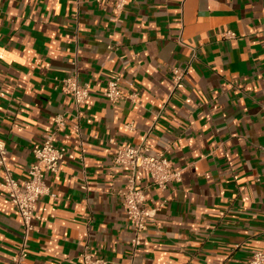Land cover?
Wrapping results in <instances>:
<instances>
[{
	"label": "crops",
	"instance_id": "obj_1",
	"mask_svg": "<svg viewBox=\"0 0 264 264\" xmlns=\"http://www.w3.org/2000/svg\"><path fill=\"white\" fill-rule=\"evenodd\" d=\"M73 74L90 87L80 106L62 91ZM114 76L137 97L109 101ZM45 133L67 152L25 264H84L86 245L106 264H248L264 249V0H129L119 15L106 0H0V139L20 183ZM140 144L181 180L161 190L137 171L156 214L135 251L113 157ZM22 231L0 185V264Z\"/></svg>",
	"mask_w": 264,
	"mask_h": 264
},
{
	"label": "built area",
	"instance_id": "obj_2",
	"mask_svg": "<svg viewBox=\"0 0 264 264\" xmlns=\"http://www.w3.org/2000/svg\"><path fill=\"white\" fill-rule=\"evenodd\" d=\"M118 13L123 11L129 0H106ZM225 38H235L237 33L227 30L223 33ZM173 80L177 87L185 75V69L173 68ZM120 76H114L103 91L105 97L112 103H118L125 98L135 99L137 92L124 94ZM62 91L73 97L80 106L85 103L90 95V87L81 83L76 74L64 77L61 80ZM132 86V85H131ZM57 128L65 126L64 116L56 118ZM132 124H129L131 126ZM115 143L114 139H111ZM35 161L28 169V178L20 183L14 176L13 170L7 162L8 153L6 142L0 139V167L3 169V179L0 185L6 190L12 204L17 208L23 226L22 242L19 250L13 257V264H25L29 255L28 247L31 234L35 230V219L39 199L44 195L55 196L56 193L46 182L47 173H56L60 163L67 152L66 147H59L55 143V133H45L41 144L34 149ZM114 164L127 167L129 174L125 185L118 191L122 199V206L128 223L133 231L131 245L136 251L142 244L146 235L147 222L155 217L156 209L146 205L145 191L137 185V171H147L151 178V185L165 190L172 181L181 180V171L175 170L170 165L168 158L163 153L151 154L144 144L137 147H118L113 157ZM84 264H106L102 258H94L86 245L81 253ZM248 264H264V249H259L250 257Z\"/></svg>",
	"mask_w": 264,
	"mask_h": 264
}]
</instances>
